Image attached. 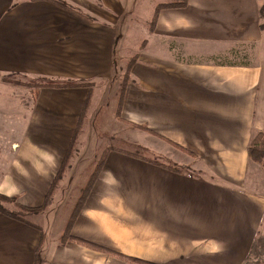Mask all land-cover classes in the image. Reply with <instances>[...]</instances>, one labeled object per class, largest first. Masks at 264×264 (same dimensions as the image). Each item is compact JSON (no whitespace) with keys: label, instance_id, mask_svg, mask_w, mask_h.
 Instances as JSON below:
<instances>
[{"label":"crops","instance_id":"crops-1","mask_svg":"<svg viewBox=\"0 0 264 264\" xmlns=\"http://www.w3.org/2000/svg\"><path fill=\"white\" fill-rule=\"evenodd\" d=\"M62 1L75 12L50 0H0V74L109 79L116 74L117 37L123 38L119 25H154V35L190 49L261 36L259 0H187L184 8L159 10L155 23V9L150 21H135L141 0ZM192 59L142 51L121 116L189 149L203 161L202 171L190 165V172H173L112 151L71 233L155 264H254L247 261L264 232V196L250 187L251 172L261 166L247 149L262 73L258 66ZM86 95L84 87L37 91L25 135L0 178L1 193L25 206L42 203ZM170 148L177 151L168 145L162 153L169 156ZM43 231L39 264L109 263L102 253ZM39 239L38 230L0 213V264H34Z\"/></svg>","mask_w":264,"mask_h":264},{"label":"rangeland","instance_id":"rangeland-1","mask_svg":"<svg viewBox=\"0 0 264 264\" xmlns=\"http://www.w3.org/2000/svg\"><path fill=\"white\" fill-rule=\"evenodd\" d=\"M141 1L143 10L138 9L137 15L139 16L135 17V21L138 20V17H144L145 20L150 21L155 5L162 0ZM259 3L260 39L253 43L236 44L227 46L226 48L217 47V45H196L190 49V45L173 42V40L166 39L157 33L154 35L152 33L154 30L151 29L152 25H119L123 38L120 35L117 37V51L115 56L116 74L109 79L88 80L93 82L90 102L83 113V117L76 122L70 139L71 142L74 137L73 142L70 148L69 142L64 152L65 156L69 148L68 156L63 163L61 161L45 193L46 196L50 190L47 199L48 203L44 210L34 214H28V212L16 208L11 202L3 203L4 207L26 217L30 222L35 223L38 229L43 231L44 228L47 230L46 232L49 236L55 237V240L60 242L58 238L64 233L73 207L77 205V199H80L83 189L90 181L91 174L104 152L108 151L106 153L108 154L115 151L138 159H141V157L155 159L172 166L174 165L178 169L186 172H190V165L194 171H202L203 161H197L195 154H188L180 150L173 144L176 143L175 141L169 139L164 134L152 130L147 125L154 133L133 126L132 123L140 124L126 120L121 116L124 100V97L123 100L120 97L121 86L126 83L128 85L131 79L129 74L127 76L123 75L130 61L129 59L136 58V61H138L142 51L156 52L164 57L174 58L182 62H190L191 58H193L192 60L196 59L195 61L201 62L258 66L262 74L255 98V112L251 125L252 128L250 129V141L258 131H264V0H259ZM37 79L38 77L32 78L22 75L0 74V178L4 175V172L14 157L15 151L19 149L15 143L20 142L25 135L27 125L30 123L29 118L32 117L35 109L37 91L43 89L35 88L31 85ZM84 88H87L88 94L89 88ZM168 145L174 147L177 151L170 148V150L168 149L169 156H165L162 152L165 151L164 149ZM33 149L36 148L34 147ZM190 156L192 158L194 157L195 160ZM251 161L255 162L252 159ZM259 166L261 165L259 164ZM262 169L261 166L251 172L253 174V183L250 182V187L252 190L264 196V169ZM208 173H211V176L214 175L210 170ZM99 174L100 171L98 176ZM91 189L88 192V196ZM66 216V224L64 223L65 226L62 227L61 223H63V219ZM35 229L38 230L37 228ZM262 233L264 234L261 231L254 244L255 252L253 254V257L258 256L259 264H264V237ZM43 234L45 235L44 231ZM43 245L44 241L42 248ZM102 254L109 259L108 264H137L124 260L123 257L115 254ZM253 257L251 254V258L248 259L247 263L253 261L256 264L254 262L255 258Z\"/></svg>","mask_w":264,"mask_h":264},{"label":"trees","instance_id":"trees-1","mask_svg":"<svg viewBox=\"0 0 264 264\" xmlns=\"http://www.w3.org/2000/svg\"><path fill=\"white\" fill-rule=\"evenodd\" d=\"M50 1H52L53 3H55L56 5H58L59 7L63 8V9H67V10L75 12L72 8L69 7L68 4H66L62 0H50ZM186 5H187V0H169L168 2L158 4L155 8V13H154V16L152 19V23H155V21L157 20V15H158L159 10H161L163 8H184V7H186ZM259 13H260V9H259ZM84 17L90 18L87 16H84ZM260 27H261V24H260ZM151 29L154 30V25H152ZM129 60L130 61H129L128 65L126 66V71H125V74L123 76H127L128 74H130L131 68H132L133 64L136 62V58H134V59L131 58ZM31 85L34 86L35 88H66V87H82V86L88 87L89 91H88L87 97L85 98V101H84V104H83V107H82V110L80 112L79 119H78V120H80L83 117V113L87 109V106L90 102V95H91V91H92L91 89L93 87V82L88 81V80L74 81L71 79H56V78H49L48 79L47 77H39L37 79V81H35ZM126 85H127V83L125 85L121 86V90H120L121 100H123ZM132 125L135 127H140L147 132L154 133L144 124L137 125V124L132 123ZM73 139H74V137L72 138V141L70 142L69 148L71 147ZM173 144L176 147H178L180 150L187 152L188 154H192V152H190V150L186 149L182 145H178L176 143H173ZM69 148L66 151V154L62 160V163L65 160V158H67V156H68ZM107 152H104L102 154V157H101L99 163L97 164L95 170L91 174L90 181L88 182L87 186L83 189V192L81 193L82 195H81L80 199H77V201H76L77 205H74V207H73L72 214H70L68 223H67L66 228L64 230V233L61 234L58 239L60 240V242L62 244H65L66 242H73V243L82 245V246L89 248L91 250H94V251H99V252H102L105 254H110V255H112V254L118 255L120 257H123L124 260H128L129 262H133V263H137V264H155L151 261H147V260H143L140 258L125 255L122 252H119L117 250H113V249L108 248L106 246H103V245H100V244H97V243H94L91 241H87V240H85L81 237L75 236L71 233L72 224H73L75 218L77 217V214L80 212L82 206L85 203V200L88 196V192L91 189L94 181L96 180L100 169L102 168V165H103V162L105 160V156H106ZM247 154H248L250 159H252L253 161L260 164L262 166V168L264 169V131H258L252 137L250 144L248 146V149H247ZM131 155L134 156L133 154H131ZM141 159L148 161L149 163H152V164L157 165L159 167L166 168V169L173 171V172H179L180 173L182 171V170L178 169L177 167H175L174 165L172 166V165L166 164L164 162H161V161H158L155 159H149V158L147 159L144 157H141ZM49 194H50V190L46 194L44 201L41 205H39L37 207H28V206H25V205L19 203L18 197L16 195H6V194L0 192V213L7 215L11 218L17 219L19 221H22V222L30 225L31 227L38 229V226L35 223H32L29 220L24 219L21 215H19L15 211H11V210L6 209L3 205V203L11 202L19 210L24 211V212H28V214H34L36 212H41L44 210L45 206L48 203L47 199H48ZM38 230L40 232V239H39V243H38L36 250H35V262H34V264H39V254H40V250L42 249V244L44 241L43 231L40 229H38Z\"/></svg>","mask_w":264,"mask_h":264}]
</instances>
